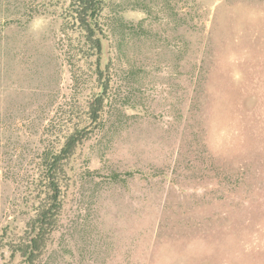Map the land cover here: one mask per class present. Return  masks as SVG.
<instances>
[{"label":"rangeland","instance_id":"rangeland-1","mask_svg":"<svg viewBox=\"0 0 264 264\" xmlns=\"http://www.w3.org/2000/svg\"><path fill=\"white\" fill-rule=\"evenodd\" d=\"M67 1L0 0V262L93 91L64 60ZM105 1L108 101L33 264H264V0Z\"/></svg>","mask_w":264,"mask_h":264},{"label":"trees","instance_id":"trees-1","mask_svg":"<svg viewBox=\"0 0 264 264\" xmlns=\"http://www.w3.org/2000/svg\"><path fill=\"white\" fill-rule=\"evenodd\" d=\"M105 8V0H68L61 7L58 39L65 48L64 60L70 80L77 87L93 84V91L82 110L84 120L67 127L57 136L54 145L39 155L37 175L44 195L39 199L34 215L25 223V235L11 244V256L19 258L13 264H33L46 245L55 230L61 208L62 162L88 138L85 132L90 126L103 118L109 84L107 68L102 63L103 41L111 27V19L104 14ZM0 264L9 263L4 260Z\"/></svg>","mask_w":264,"mask_h":264}]
</instances>
